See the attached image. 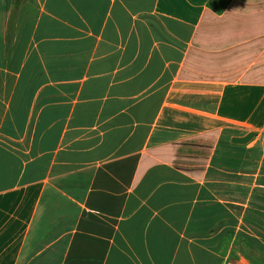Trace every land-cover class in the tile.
<instances>
[{
    "label": "crops",
    "instance_id": "0c3cea01",
    "mask_svg": "<svg viewBox=\"0 0 264 264\" xmlns=\"http://www.w3.org/2000/svg\"><path fill=\"white\" fill-rule=\"evenodd\" d=\"M9 3L0 264L264 255V0ZM224 151L245 171L208 193Z\"/></svg>",
    "mask_w": 264,
    "mask_h": 264
},
{
    "label": "rangeland",
    "instance_id": "374dc122",
    "mask_svg": "<svg viewBox=\"0 0 264 264\" xmlns=\"http://www.w3.org/2000/svg\"><path fill=\"white\" fill-rule=\"evenodd\" d=\"M0 9H1V13H0V50H2L4 48V43H3V39L2 36L4 35V33H6L7 31V23L9 21H7L8 19V10L9 13L11 15V17L16 15V11H15V7L14 4H2L0 5ZM15 11V12H14ZM18 11V10H17ZM15 13V14H14ZM11 19V18H10ZM22 21H18L15 19L11 20V29H14V34L17 33V31H19L20 26L22 24ZM11 40V39H10ZM10 43V42H9ZM10 46V45H9ZM2 52V51H0ZM10 54V52H9ZM7 54L5 53V51H3L0 54V63L3 64V61L6 59ZM0 64V65H1ZM226 139V138H225ZM227 140V139H226ZM226 152V151H224ZM260 153H258V155H256V157L258 159H260V161H262L263 158V151L260 149L259 150ZM245 153L242 154L241 152H226L223 154V159L221 160V162L219 164H214L213 167L217 168V170H215V168H212V171L210 172V176L208 179V182L205 186V189L208 193L213 192L215 193V190H226L228 188H230V185H234V183L236 182L234 177V174L237 172H241V171H245V169L242 167L241 165V161L242 158L245 157ZM233 174V175H232ZM207 193V194H208ZM206 194V195H207ZM209 202L208 203H212L213 200L215 199L214 196H209ZM213 228H208L207 230H211ZM264 255H262L261 253H258V251H251L249 258H250V262L252 264H264V257H262Z\"/></svg>",
    "mask_w": 264,
    "mask_h": 264
},
{
    "label": "water",
    "instance_id": "95a60500",
    "mask_svg": "<svg viewBox=\"0 0 264 264\" xmlns=\"http://www.w3.org/2000/svg\"><path fill=\"white\" fill-rule=\"evenodd\" d=\"M254 137H255V134L250 133L247 136L242 137V138H234L232 140V142L235 144L245 145V144L249 143Z\"/></svg>",
    "mask_w": 264,
    "mask_h": 264
},
{
    "label": "trees",
    "instance_id": "16d2710c",
    "mask_svg": "<svg viewBox=\"0 0 264 264\" xmlns=\"http://www.w3.org/2000/svg\"><path fill=\"white\" fill-rule=\"evenodd\" d=\"M223 9H224V6L221 8V10H218L217 12L221 13Z\"/></svg>",
    "mask_w": 264,
    "mask_h": 264
}]
</instances>
